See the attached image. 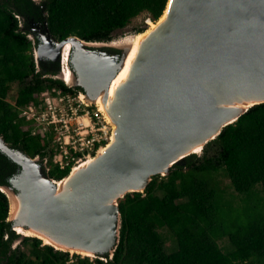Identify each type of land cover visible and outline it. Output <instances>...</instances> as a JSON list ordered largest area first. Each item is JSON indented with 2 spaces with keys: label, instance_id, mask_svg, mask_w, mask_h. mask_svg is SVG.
Wrapping results in <instances>:
<instances>
[{
  "label": "water",
  "instance_id": "95a60500",
  "mask_svg": "<svg viewBox=\"0 0 264 264\" xmlns=\"http://www.w3.org/2000/svg\"><path fill=\"white\" fill-rule=\"evenodd\" d=\"M153 23L138 33L127 73L113 88L130 51L123 42L138 34L122 42L76 36L58 42L44 29L33 48L35 63L61 61L70 45L71 67L54 78L80 87L84 103L96 107L112 131L108 144L60 180L45 172L46 158L40 163L38 156L11 150L0 136V151L20 168L0 186L7 221L16 233L31 234L18 233L13 247L30 236L55 250L111 258L119 241V200L200 155L224 127L264 103V0H168Z\"/></svg>",
  "mask_w": 264,
  "mask_h": 264
},
{
  "label": "trees",
  "instance_id": "16d2710c",
  "mask_svg": "<svg viewBox=\"0 0 264 264\" xmlns=\"http://www.w3.org/2000/svg\"><path fill=\"white\" fill-rule=\"evenodd\" d=\"M167 1L0 0V136L6 145L28 157L38 156L40 163L46 158L45 172L51 179L60 180L69 172L51 162L52 136L42 135L40 129L32 134L34 123L19 118V110L38 102L47 88L72 95L82 90L54 78L58 62L36 65L32 50L39 37L31 32V24L47 28L58 42L72 36L109 42L114 31L142 13L155 22ZM19 171L0 151V186L9 185ZM220 171L234 192L245 201L254 199L237 214L220 212L222 201L231 204L218 183ZM258 187L264 193V103L224 127L200 155H189L166 176L152 177L143 193H128L119 200V241L111 258L105 254L91 260L55 250L30 236L13 247L20 235L7 221L8 201L0 191V264H264V201ZM163 229L175 239L172 252L165 250ZM223 239L229 252L218 243Z\"/></svg>",
  "mask_w": 264,
  "mask_h": 264
},
{
  "label": "built area",
  "instance_id": "2783aa9c",
  "mask_svg": "<svg viewBox=\"0 0 264 264\" xmlns=\"http://www.w3.org/2000/svg\"><path fill=\"white\" fill-rule=\"evenodd\" d=\"M68 60L65 52L61 57L65 74L70 69ZM37 100L22 107L19 118L34 123L32 134L40 129L42 135L52 136L51 162L58 169L70 170L80 159L93 156L109 143L112 126L96 107L84 103L82 92L72 95L51 87L42 91Z\"/></svg>",
  "mask_w": 264,
  "mask_h": 264
},
{
  "label": "rangeland",
  "instance_id": "374dc122",
  "mask_svg": "<svg viewBox=\"0 0 264 264\" xmlns=\"http://www.w3.org/2000/svg\"><path fill=\"white\" fill-rule=\"evenodd\" d=\"M148 21L152 22L145 13L138 15L137 17L133 18L125 28L114 31L112 33V40L110 42H118V41L122 42L124 38H128L135 34H138L137 31L140 29H144V31L147 30L149 28ZM32 56H34L33 50H32ZM15 90H16V84L12 86V91ZM12 99H13V93L9 96V100L11 101ZM217 180L220 185V188H222L224 191L223 196L225 200L231 202V204L225 201L221 202L220 212L222 214L226 215L228 212L230 214H237L238 212H241L243 208H245L246 206H250V203L254 201V199L252 198H250L249 201H245L241 195H238L236 192H234L228 179L226 178V176H224V173L222 171H220L219 175L217 176ZM257 190H258L257 191L258 196L261 199V202H263L264 193L261 191L260 187H258ZM161 233L164 236L166 252H172L176 247L175 239L172 238V236L169 235L170 232L165 229L161 230ZM18 242L19 241L16 242V245L18 244ZM218 243L220 246L224 247L223 250L225 252H229L231 250V248L228 246L226 239L220 240L218 241ZM90 259L92 260L94 258H90Z\"/></svg>",
  "mask_w": 264,
  "mask_h": 264
},
{
  "label": "bare ground",
  "instance_id": "6f19581e",
  "mask_svg": "<svg viewBox=\"0 0 264 264\" xmlns=\"http://www.w3.org/2000/svg\"><path fill=\"white\" fill-rule=\"evenodd\" d=\"M148 23H149V28L148 29H152L154 27V23L153 22H149V21H148ZM141 38H142V34H138L134 38L126 39L123 42V45L127 46L130 49V51H129V54H128L125 62H124V66H123L121 72L118 74V76L116 77V79L114 81V84H113L112 88L126 75L127 70H128V66L131 63V61H132V59H133V57H134V55L136 53V50H137V47H138V43H139ZM69 47H70V45H67V47L64 49L65 52H66V50ZM54 54L55 53H53L52 56H54ZM70 77H71V74H68V76H67L68 82L71 81ZM17 233H19V234L23 233V235H31L29 232H24L21 229H17Z\"/></svg>",
  "mask_w": 264,
  "mask_h": 264
},
{
  "label": "flooded vegetation",
  "instance_id": "af4514ba",
  "mask_svg": "<svg viewBox=\"0 0 264 264\" xmlns=\"http://www.w3.org/2000/svg\"><path fill=\"white\" fill-rule=\"evenodd\" d=\"M30 30H32V32L34 31V32H36L37 33V35H38V37H39V41H38V45L39 44H41L42 43V40H41V35H43L44 34V29H41V28H39V27H35L34 26V24H31V29ZM30 39L32 40V43H33V46L35 45V40H34V38L30 35ZM35 47V46H34ZM33 47V48H34ZM46 60H48V59H46ZM48 61H50V60H48ZM50 62H52V61H50ZM57 63V62H56ZM58 63H59V71L61 70V65H62V61H58ZM37 66L39 65V63H37L36 64ZM68 67H71L70 66V64H69V62H68ZM58 71V72H59ZM57 74V73H56ZM55 74V75H56ZM75 87H77V86H75ZM79 92H82V90L81 91H79Z\"/></svg>",
  "mask_w": 264,
  "mask_h": 264
}]
</instances>
